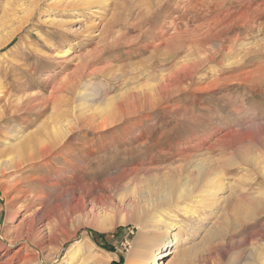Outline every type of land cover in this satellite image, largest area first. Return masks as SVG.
I'll return each instance as SVG.
<instances>
[{
  "label": "rangeland",
  "instance_id": "obj_1",
  "mask_svg": "<svg viewBox=\"0 0 264 264\" xmlns=\"http://www.w3.org/2000/svg\"><path fill=\"white\" fill-rule=\"evenodd\" d=\"M0 38V139L55 120L84 125L104 98L170 72L184 56H165L170 50L196 57L187 76L173 69L179 90L155 108L77 131L37 166L0 173V264L28 256L64 264L78 242L125 264L134 227L103 234L88 219L126 211L121 200L133 202L147 183L196 174L189 164L197 160L236 184L237 194L196 264H250L264 251V0H0ZM68 75L75 86L61 94ZM97 89L103 98H86L90 112L79 117L80 94ZM55 93L65 98L54 109Z\"/></svg>",
  "mask_w": 264,
  "mask_h": 264
},
{
  "label": "bare ground",
  "instance_id": "obj_2",
  "mask_svg": "<svg viewBox=\"0 0 264 264\" xmlns=\"http://www.w3.org/2000/svg\"><path fill=\"white\" fill-rule=\"evenodd\" d=\"M0 42H2L1 38ZM113 44H116V42ZM67 52H61L60 55H66ZM193 52L188 49L185 52L174 51L172 53L170 50V53L165 56H175L174 54L176 53L178 55L181 53L184 54L170 72L163 73L155 79L147 81V83L137 84L132 88H127V90L119 93V95L104 98L101 102L103 107L99 106L94 108L90 114H88L90 111L86 110L84 100L88 97L96 100L97 98H103V96H101L98 89L97 93L89 94V92H84L80 94L82 102L79 105V117L88 114L87 121L84 125L77 124L73 121L62 123L63 121L56 122V120H51L52 122L40 124L31 131L28 129L23 130L20 127L18 129L8 130L6 135L0 139V147L4 149V151L0 152V173L7 172L8 174V172L11 173L12 171L17 172L21 168L23 169L25 165L37 166L42 160L52 157L54 154L53 150H56L62 143L71 140L77 131L105 129L123 118L125 119L127 116L137 114L140 110L155 108L156 105H159L160 102L164 101L173 92L176 93L179 90L178 85L173 81L171 72L174 69L179 70V73L184 76L188 74L190 72V63L196 58H194ZM202 53L204 52L199 53L197 57L198 61H203L205 58L206 55ZM156 58L157 56L154 55L149 60L151 62ZM83 66L79 65L78 71ZM144 70L143 67L136 68L131 70L130 73H143ZM72 75L67 76L66 85H63L60 90L61 94L63 92L66 93L75 86V82L71 80ZM123 76L120 73L114 77L119 80ZM69 79L70 81H68ZM55 94L57 95L52 96L50 100L54 109L59 108L60 100L65 98L62 96L60 100H57L58 93ZM46 107L47 105L42 106L40 112H44ZM238 154L240 153H237L236 159L239 160L241 157ZM208 164L203 160L190 163L189 165H193V169L197 170L196 174L187 176L181 181L175 179L170 180L162 187H149L150 183H147L149 181L148 178V181L146 180L145 183L142 182L144 186L146 183L148 186L144 190L138 191L139 194L141 192L146 193L143 196L142 193L140 195L144 198L137 200L136 197L139 194H135L133 202H129L130 200L127 202L125 199L121 200L122 206H124L123 209L126 211L119 210V213L115 217L108 215L101 220L92 216V218L88 219L90 220V225L103 234L114 230L117 226L134 227L135 232H133L136 234V237L128 252L125 264H196L198 251L202 248L204 241L208 239L207 237L211 238L219 235L217 234L219 232H215L216 225L218 226L220 224L216 220L221 218L222 213L225 214L224 210L227 208L231 199L234 198V195L236 196L237 194L235 189L236 184L227 182L221 176L222 174L220 172L209 171ZM171 172L173 171H168L167 174H171ZM141 187L140 183L139 188ZM15 218L16 215L14 216ZM220 227H222L221 224ZM19 236H22V233ZM69 239L73 238L70 237ZM25 240H27V243L29 242L28 239ZM44 242L45 236L40 237L36 244L38 249L36 250L39 254H37V257H40L41 253L43 254ZM90 249L81 242L73 243L67 248L64 264H111L119 258L116 253L105 252L103 255H97ZM168 257L170 258L168 259ZM28 258L29 256L23 264H42L38 258L37 261H34L35 259L30 261ZM251 263L252 260L250 261ZM254 263L264 264L263 250H258L253 254L252 264Z\"/></svg>",
  "mask_w": 264,
  "mask_h": 264
},
{
  "label": "trees",
  "instance_id": "obj_3",
  "mask_svg": "<svg viewBox=\"0 0 264 264\" xmlns=\"http://www.w3.org/2000/svg\"><path fill=\"white\" fill-rule=\"evenodd\" d=\"M110 251H112L111 249H110ZM111 264H123V259L121 258V260H120V262H113V263H111Z\"/></svg>",
  "mask_w": 264,
  "mask_h": 264
}]
</instances>
